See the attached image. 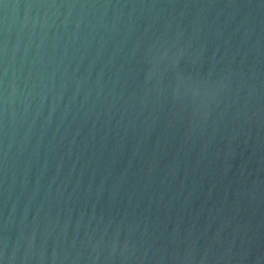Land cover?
<instances>
[{
  "label": "water",
  "instance_id": "95a60500",
  "mask_svg": "<svg viewBox=\"0 0 264 264\" xmlns=\"http://www.w3.org/2000/svg\"><path fill=\"white\" fill-rule=\"evenodd\" d=\"M0 264H264V0H0Z\"/></svg>",
  "mask_w": 264,
  "mask_h": 264
}]
</instances>
